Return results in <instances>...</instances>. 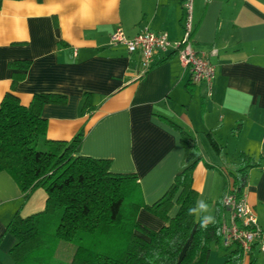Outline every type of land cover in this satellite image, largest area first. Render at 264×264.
I'll list each match as a JSON object with an SVG mask.
<instances>
[{
	"label": "crops",
	"instance_id": "obj_1",
	"mask_svg": "<svg viewBox=\"0 0 264 264\" xmlns=\"http://www.w3.org/2000/svg\"><path fill=\"white\" fill-rule=\"evenodd\" d=\"M37 1L2 2L0 103L11 89L13 74L23 72L10 69L9 63L31 61L25 80L13 92L20 102L29 105L40 93L67 98L64 105L44 106L46 139L70 141L84 126L79 155L111 160L114 173H136L148 205L159 201L174 176L198 160L193 186L208 212L197 220L203 215L214 219L216 203L225 197L223 174L237 169L241 153L255 160L263 157L261 167L248 173L245 187L263 228L264 151L259 150L264 147V0H194L195 47L216 51L211 57L217 70L211 92L191 81L175 51L155 55L144 72L139 54L111 42L119 28L132 38L143 27L180 40L183 0ZM86 93L93 94L91 113L83 111ZM161 117L198 142V156ZM207 134L219 144L221 155ZM47 198L39 187L24 203L15 181L0 172V264H15L9 252L16 238L5 234L8 222L18 211L22 218L43 212ZM178 209L175 204L170 217ZM137 218L153 230L165 224L145 209ZM233 251L212 245L209 264H224ZM252 254L261 264L264 255Z\"/></svg>",
	"mask_w": 264,
	"mask_h": 264
},
{
	"label": "trees",
	"instance_id": "obj_2",
	"mask_svg": "<svg viewBox=\"0 0 264 264\" xmlns=\"http://www.w3.org/2000/svg\"><path fill=\"white\" fill-rule=\"evenodd\" d=\"M4 1L0 0V9ZM31 65V61L22 60L9 63L10 69L23 72L13 74L11 89L0 103V172L15 181L24 203L39 187L48 198L43 212L22 218L18 211L8 222L5 234L16 238L9 252L14 263L56 264L60 254L70 252L69 264H209L212 245L222 246V221L228 208L224 198L217 201L214 222L206 228L196 215L189 214L198 201L192 177L198 160L174 176L159 201L146 204L136 173H114L111 160L79 155L84 126L70 141L46 139L44 106L64 105L67 98L40 93L24 106L13 92ZM92 102L93 94L86 93L83 111L91 113L95 109ZM160 119L180 132L183 146L199 155L194 138L170 120ZM207 136L213 150L221 155L219 144ZM40 143L44 150L38 148ZM261 160L263 157L255 160L241 153L237 169L223 174L225 195L233 193L241 198L248 173L261 167ZM175 204L178 212L170 217ZM141 209L160 217L164 226L153 230L142 224L137 218ZM242 251L231 252L224 264H241L245 259L247 264H256L252 252Z\"/></svg>",
	"mask_w": 264,
	"mask_h": 264
},
{
	"label": "built area",
	"instance_id": "obj_3",
	"mask_svg": "<svg viewBox=\"0 0 264 264\" xmlns=\"http://www.w3.org/2000/svg\"><path fill=\"white\" fill-rule=\"evenodd\" d=\"M194 0H183V36L172 41L165 32H155L143 27L132 38L126 37L121 28L112 35L113 44H122L130 54H139L144 72L153 64L155 55L175 51L178 61L188 70L190 79L195 84H204L210 92L216 80V66L211 57L216 51L205 52L195 47L193 33L195 29ZM228 208L222 221V246L227 249H242L244 253L264 255V227L258 226L256 213L244 194L237 198L228 193L223 199Z\"/></svg>",
	"mask_w": 264,
	"mask_h": 264
},
{
	"label": "clouds",
	"instance_id": "obj_4",
	"mask_svg": "<svg viewBox=\"0 0 264 264\" xmlns=\"http://www.w3.org/2000/svg\"><path fill=\"white\" fill-rule=\"evenodd\" d=\"M259 151H264V147H261ZM208 212V205L203 200L197 201L196 209L189 212L190 215L201 216L203 213ZM214 219L211 215H203L201 219V227L206 228L209 223H213Z\"/></svg>",
	"mask_w": 264,
	"mask_h": 264
},
{
	"label": "rangeland",
	"instance_id": "obj_5",
	"mask_svg": "<svg viewBox=\"0 0 264 264\" xmlns=\"http://www.w3.org/2000/svg\"><path fill=\"white\" fill-rule=\"evenodd\" d=\"M38 148L40 150H44V147L41 144H39ZM69 257H70V252L69 253L68 252H63L62 254H60L58 256V259H57L58 261L56 262V264H69V259H70ZM260 263L264 264V260L261 259Z\"/></svg>",
	"mask_w": 264,
	"mask_h": 264
}]
</instances>
